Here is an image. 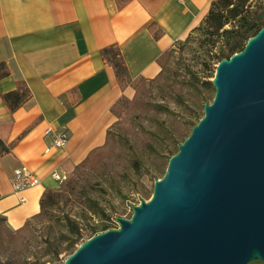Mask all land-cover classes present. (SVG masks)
Masks as SVG:
<instances>
[{
    "label": "crops",
    "instance_id": "0c3cea01",
    "mask_svg": "<svg viewBox=\"0 0 264 264\" xmlns=\"http://www.w3.org/2000/svg\"><path fill=\"white\" fill-rule=\"evenodd\" d=\"M212 0H0V61L10 72L0 78V215L17 229L40 211L48 187H57L54 171L69 174L94 149L105 144L117 120L111 106L133 97L121 86L115 68L100 49L117 44L128 72L154 78L158 57L183 41L206 16ZM163 29L156 38L149 25ZM24 79L31 98L11 111L1 93ZM51 133L47 134L46 129ZM67 130L63 147L49 146L54 132ZM24 166L40 183L16 191L11 174ZM24 198L21 200V198Z\"/></svg>",
    "mask_w": 264,
    "mask_h": 264
},
{
    "label": "water",
    "instance_id": "95a60500",
    "mask_svg": "<svg viewBox=\"0 0 264 264\" xmlns=\"http://www.w3.org/2000/svg\"><path fill=\"white\" fill-rule=\"evenodd\" d=\"M215 96L119 226L53 264H247L264 260V25L221 59Z\"/></svg>",
    "mask_w": 264,
    "mask_h": 264
},
{
    "label": "trees",
    "instance_id": "16d2710c",
    "mask_svg": "<svg viewBox=\"0 0 264 264\" xmlns=\"http://www.w3.org/2000/svg\"><path fill=\"white\" fill-rule=\"evenodd\" d=\"M124 2L125 0H119ZM264 25V0H212L211 6L203 18V20L195 26L188 36L183 40L175 44L173 47L164 51L157 59L161 65L160 72L154 78L137 77L133 79L128 72L127 65L123 58L121 49L115 43L104 46L100 49L101 55L104 61L111 64L116 71V75L119 79L121 86L124 88L127 85H132L135 89L133 97L129 98L126 95H121L111 106L112 112L117 115V120L110 126L107 132V139L104 145L94 149L91 153L81 161L71 172L67 174V178L59 183L57 187H48L44 190L40 199V211L33 215V217L22 226L17 229L11 228L7 224L5 216L0 215V241H4L13 233H18L23 230L24 227L29 226L33 220H50L55 214L56 207L64 201L65 197H71L78 193L79 185V170L85 166L89 161L95 164L97 161H102L104 156L108 154L111 149H115L118 128L124 122L127 116L137 114L140 111L153 109L155 112L162 110L171 112V109L160 102H153L148 98L147 91L150 89L149 83L155 80L164 79L167 70H169V63L171 53L175 51V47L180 45L181 49L187 47L186 45H192L197 43L204 49L206 53V59L203 61V68H208L209 71L206 74H198V72L189 69V78L178 84L180 87L176 88L175 99L178 102H184V87L187 86L190 90L198 91L199 97L197 105L205 106L206 102H211L215 96V85L212 84V78L214 76L213 68L216 70L218 62L223 58H229L235 52L244 48L247 40L252 37L259 29ZM153 35L158 38L163 34V29L158 23L151 22L149 25ZM10 69L6 61H0V78L7 76ZM175 88V85H171ZM31 90L24 79H19L16 82L15 88L2 92L1 98L5 101L6 106L11 111L17 110L27 100L31 98ZM196 99V100H197ZM203 99V100H200ZM211 101H208V100ZM191 118L187 119L183 124L179 125L175 130H171V126L168 127L163 121H160L161 127L165 128L163 134L170 136L171 146H168V153L164 154L156 147L155 140L145 141L146 147L158 155V167L162 170L163 174L166 171L170 157L176 153L184 139L190 134L192 127L199 121L204 115L203 110L198 111L197 108H192ZM172 113V112H171ZM193 116V117H192ZM159 139H165L161 134L155 133ZM162 140V142H163ZM14 142L6 145L5 142L0 139V151L5 153L10 150ZM170 144V143H169ZM146 197H150V190H146ZM145 194V193H144ZM91 202V209L94 213L102 215V221L98 226H93L89 237L94 234L104 231L111 227V215L107 213L106 208L99 204L95 199L89 197ZM119 217V216H118ZM72 235L66 236V243L61 245L55 239H47V244L52 248V263L60 262L62 259L59 257L61 252L66 251L69 253L74 252L77 248V243H82L86 239L87 233L84 231L80 222L77 221L69 214H65L62 219ZM88 236V235H87ZM0 264H4L0 259ZM247 264H264V260L255 258L249 261Z\"/></svg>",
    "mask_w": 264,
    "mask_h": 264
},
{
    "label": "rangeland",
    "instance_id": "374dc122",
    "mask_svg": "<svg viewBox=\"0 0 264 264\" xmlns=\"http://www.w3.org/2000/svg\"><path fill=\"white\" fill-rule=\"evenodd\" d=\"M186 46L181 49L177 45L171 53L169 70L164 73V79L155 80L148 85V98L167 105L172 113L165 110L157 113L150 109L127 116L118 128L115 149L112 148L102 161L95 164L89 161L79 170L78 193L65 197L60 206L56 207L52 219H35L21 232L13 233L0 241V259L4 264H53L52 248L48 246L47 239H55L64 245L66 236L72 235L62 220L65 214L79 221L88 235L86 238L89 237L93 226H98L102 221V215L92 211L89 197L106 208L112 217L111 227L117 228L118 216L130 217L134 212L133 205L152 196L155 180L163 172L158 167L157 153L149 150L145 141L156 139V147L166 154L168 146L172 147L171 138L163 134L165 128L161 127L160 121L175 130L191 118L192 108L203 110L204 113L203 106L197 105L199 90H190L185 86V101L178 102L175 99L176 88L180 87L178 84L189 78V69L200 75L211 71L203 68V61L206 59L204 49L197 43ZM171 85H175V88ZM155 133L161 134L165 139H159ZM146 190H150L149 198L146 197ZM80 244L81 242L77 243V247ZM68 256V252H61L60 262Z\"/></svg>",
    "mask_w": 264,
    "mask_h": 264
},
{
    "label": "built area",
    "instance_id": "2783aa9c",
    "mask_svg": "<svg viewBox=\"0 0 264 264\" xmlns=\"http://www.w3.org/2000/svg\"><path fill=\"white\" fill-rule=\"evenodd\" d=\"M46 133L50 134L51 129L47 128ZM69 139V134L67 130H62L58 132H54L52 134V140L49 146L45 148V152H48L51 150L52 147H63L67 144ZM53 176L59 181L62 182L64 179L67 178L66 173H61L58 171L53 172ZM11 180L13 183V186L16 191H22L25 189H28L30 187L36 186L40 183V178L35 172L32 170L24 167V166H18L14 169L13 174H11ZM24 198L22 197L21 200Z\"/></svg>",
    "mask_w": 264,
    "mask_h": 264
}]
</instances>
